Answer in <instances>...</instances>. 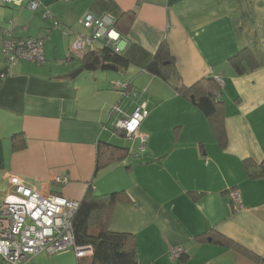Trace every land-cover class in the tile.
I'll return each instance as SVG.
<instances>
[{"label": "crops", "instance_id": "obj_1", "mask_svg": "<svg viewBox=\"0 0 264 264\" xmlns=\"http://www.w3.org/2000/svg\"><path fill=\"white\" fill-rule=\"evenodd\" d=\"M38 1L34 10L0 2V29L9 37L44 36L42 63L11 65L0 48V189H9L7 175H17L44 194L75 201L89 185L99 193L125 190L128 198L114 204L108 226L135 235L138 264H264V176L249 178L243 167L244 159L264 160V0ZM44 7L58 28L43 17ZM86 12L117 21L129 42L124 68L96 66L71 77L88 61L66 59L59 29L80 30ZM159 49L173 60L160 62L170 65L168 80L146 70ZM216 76L223 146L203 112L176 90ZM117 83L143 91L142 151L138 137L112 128L109 106L125 102ZM15 132L24 138L18 149ZM99 140L127 147L125 159L96 172ZM57 175L67 181L54 182ZM231 188L240 202L229 201ZM211 231L259 259L213 242ZM175 247L183 249L178 257Z\"/></svg>", "mask_w": 264, "mask_h": 264}, {"label": "built area", "instance_id": "obj_2", "mask_svg": "<svg viewBox=\"0 0 264 264\" xmlns=\"http://www.w3.org/2000/svg\"><path fill=\"white\" fill-rule=\"evenodd\" d=\"M4 4L20 5L24 3L29 9L39 7L38 0H0ZM43 17L51 19V28L60 26L44 7ZM80 30L71 27L61 29L62 34H73L69 44L67 60H82L98 54L100 48H108L114 53H122L129 42L115 26V19L108 14L96 16L84 13L78 19ZM44 36L37 34L27 38L9 37L0 29V48L9 64L20 61L42 63ZM221 85V77H215ZM124 103L116 102L109 106V115L114 116L113 125L126 137H138V150L145 148L146 134L139 127L147 115V104L141 99L143 91L127 84L117 83ZM218 96V95H216ZM128 104L133 105L130 112ZM9 189L0 194V264H35L33 258L40 252L48 254L74 250L80 259L92 254L90 245H77L74 240L72 218L78 207V201L67 199L56 193L44 194L17 175H7ZM53 181L63 184L67 177L57 175ZM232 202H240L236 190L228 194ZM175 257L183 253L182 247L171 249Z\"/></svg>", "mask_w": 264, "mask_h": 264}, {"label": "trees", "instance_id": "obj_3", "mask_svg": "<svg viewBox=\"0 0 264 264\" xmlns=\"http://www.w3.org/2000/svg\"><path fill=\"white\" fill-rule=\"evenodd\" d=\"M115 26L119 29L117 21H115ZM163 46L161 45V51ZM160 53L162 52L159 49L156 56L146 66V70L164 80H168L171 75L169 66L173 65V60L169 55L160 57ZM163 58L168 60L170 65L162 66L160 62L163 61ZM82 61L83 63L91 61L95 66L103 69H122L127 65V60L122 56V53H114L108 48H100L96 56L84 57ZM219 88L212 77L200 79L190 86H176L177 92L181 96L192 100L207 117L216 141L223 146L226 142V132L221 111L223 101ZM112 128L118 134L124 135L113 124ZM11 142L13 149L22 147L24 143L22 133H13ZM127 149V147L99 140L95 154V171L97 172L108 161L125 159L128 153ZM243 167L249 178L254 179L264 176V160L256 162L252 159H244ZM232 190V188L229 189L228 193ZM127 196L125 190L122 189L97 193L92 185L88 186L82 198L78 201V207L72 218V226L75 243L77 245H90L92 254L80 259L76 258L74 264H138L135 235L129 232L113 231L108 226L114 204L117 201L127 200ZM229 201L232 203L230 199ZM209 234L213 242L233 248L251 259H259L257 255L222 234L216 231H211Z\"/></svg>", "mask_w": 264, "mask_h": 264}, {"label": "rangeland", "instance_id": "obj_4", "mask_svg": "<svg viewBox=\"0 0 264 264\" xmlns=\"http://www.w3.org/2000/svg\"><path fill=\"white\" fill-rule=\"evenodd\" d=\"M49 22H50V19H49ZM78 28L79 26L76 27L75 29H78ZM59 32L61 33V28L59 29ZM61 35L64 41L67 43V45H69V43L72 41L74 37L73 34H62L61 33ZM68 54H69V49L67 50V55ZM74 61H76V59H74ZM119 137L120 139L123 138V136H119ZM2 192L3 191L0 189V194H2ZM97 193H99V191ZM33 262L35 264H74L76 262V253L74 250L67 251V252L52 253V254H48L47 252H40L34 256Z\"/></svg>", "mask_w": 264, "mask_h": 264}, {"label": "water", "instance_id": "obj_5", "mask_svg": "<svg viewBox=\"0 0 264 264\" xmlns=\"http://www.w3.org/2000/svg\"><path fill=\"white\" fill-rule=\"evenodd\" d=\"M96 66L93 64V62H88L83 64L81 67H79L78 69H76L72 74L71 77L76 76L78 73H80L82 70H92L95 69Z\"/></svg>", "mask_w": 264, "mask_h": 264}, {"label": "clouds", "instance_id": "obj_6", "mask_svg": "<svg viewBox=\"0 0 264 264\" xmlns=\"http://www.w3.org/2000/svg\"><path fill=\"white\" fill-rule=\"evenodd\" d=\"M41 4V3H40ZM82 16V15H81ZM45 18V17H44ZM50 19V18H49ZM60 21V20H59ZM117 28V27H116ZM52 29H55V28H52ZM81 29V27H80ZM119 30V29H118ZM75 31H78V30H75ZM121 32V31H120ZM122 33V32H121ZM123 34V33H122ZM124 35V34H123ZM70 44V43H69ZM74 60V59H73ZM91 62V61H90ZM94 64V63H93Z\"/></svg>", "mask_w": 264, "mask_h": 264}]
</instances>
